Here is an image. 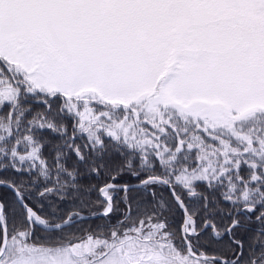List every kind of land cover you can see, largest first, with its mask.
I'll use <instances>...</instances> for the list:
<instances>
[{"label": "snow or ice", "instance_id": "snow-or-ice-1", "mask_svg": "<svg viewBox=\"0 0 264 264\" xmlns=\"http://www.w3.org/2000/svg\"><path fill=\"white\" fill-rule=\"evenodd\" d=\"M0 193V264H264V0H0Z\"/></svg>", "mask_w": 264, "mask_h": 264}, {"label": "trees", "instance_id": "trees-1", "mask_svg": "<svg viewBox=\"0 0 264 264\" xmlns=\"http://www.w3.org/2000/svg\"><path fill=\"white\" fill-rule=\"evenodd\" d=\"M2 194V193H0ZM179 219V217H177V220ZM99 221H93L92 223L95 224V223H98ZM86 226V225H85Z\"/></svg>", "mask_w": 264, "mask_h": 264}]
</instances>
